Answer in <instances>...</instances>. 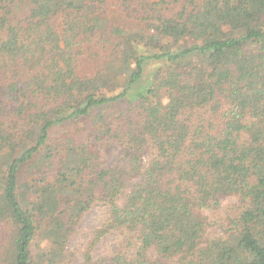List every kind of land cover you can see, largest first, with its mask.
Returning a JSON list of instances; mask_svg holds the SVG:
<instances>
[{
	"label": "trees",
	"instance_id": "trees-1",
	"mask_svg": "<svg viewBox=\"0 0 264 264\" xmlns=\"http://www.w3.org/2000/svg\"><path fill=\"white\" fill-rule=\"evenodd\" d=\"M0 264H264V0H0Z\"/></svg>",
	"mask_w": 264,
	"mask_h": 264
},
{
	"label": "rangeland",
	"instance_id": "rangeland-1",
	"mask_svg": "<svg viewBox=\"0 0 264 264\" xmlns=\"http://www.w3.org/2000/svg\"><path fill=\"white\" fill-rule=\"evenodd\" d=\"M83 58L82 67L87 68L88 61L86 57ZM97 148L100 152L101 157L111 162L115 158L117 153V147L114 143L109 140L102 141L97 144ZM152 150L147 149L145 153V159L148 160L151 156ZM231 200H223L220 207L216 210L205 211V214L209 217V221H213L210 232L211 233H222V224L225 220V207L230 203ZM105 207L100 204L94 205L90 210L85 212L80 218L76 225L75 231L72 234L67 249L76 256L83 253L87 247L88 238L91 233L99 228L103 219ZM122 240V236L116 231L106 234L101 240L93 247L91 255L94 258L112 254L119 246Z\"/></svg>",
	"mask_w": 264,
	"mask_h": 264
}]
</instances>
